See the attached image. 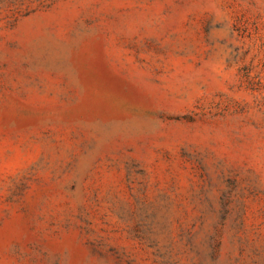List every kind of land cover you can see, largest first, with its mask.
Masks as SVG:
<instances>
[{"label": "rangeland", "instance_id": "1", "mask_svg": "<svg viewBox=\"0 0 264 264\" xmlns=\"http://www.w3.org/2000/svg\"><path fill=\"white\" fill-rule=\"evenodd\" d=\"M0 264H264V0H0Z\"/></svg>", "mask_w": 264, "mask_h": 264}]
</instances>
